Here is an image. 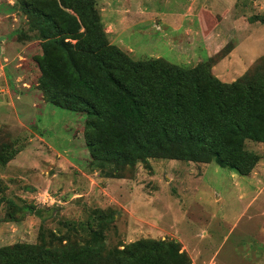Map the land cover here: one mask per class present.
Here are the masks:
<instances>
[{
    "label": "rangeland",
    "instance_id": "obj_1",
    "mask_svg": "<svg viewBox=\"0 0 264 264\" xmlns=\"http://www.w3.org/2000/svg\"><path fill=\"white\" fill-rule=\"evenodd\" d=\"M95 3L109 42L135 61L211 65L238 44L213 64L216 77L264 67V0ZM38 36L18 0H0V152L17 154L0 165V248L53 233L85 244L100 229L108 250L153 239L178 243L189 264H264V142H246L259 156L248 176L215 159L98 166L86 116L50 104L39 87Z\"/></svg>",
    "mask_w": 264,
    "mask_h": 264
},
{
    "label": "trees",
    "instance_id": "obj_2",
    "mask_svg": "<svg viewBox=\"0 0 264 264\" xmlns=\"http://www.w3.org/2000/svg\"><path fill=\"white\" fill-rule=\"evenodd\" d=\"M18 4L41 42L39 87L50 104L86 116V146L98 166L215 159L242 175L254 170L259 156L246 142H264V67L225 83L212 68L226 55L196 67L135 61L109 42L95 0ZM16 155L4 149L0 165ZM27 209L42 218L41 209ZM89 235L85 244L53 233L39 244L3 247L0 264H189L173 241L142 239L108 250L104 232Z\"/></svg>",
    "mask_w": 264,
    "mask_h": 264
},
{
    "label": "crops",
    "instance_id": "obj_3",
    "mask_svg": "<svg viewBox=\"0 0 264 264\" xmlns=\"http://www.w3.org/2000/svg\"><path fill=\"white\" fill-rule=\"evenodd\" d=\"M238 44L236 45V47L223 59V60H230L231 59V57L233 56V52H235L236 50H237V48H238ZM222 60V61H223ZM214 68L215 67H213L212 68V72H213V74H214ZM215 75V74H214ZM225 78V76L224 75H222V78H218V79H224ZM222 81V80H221ZM222 82H225V81H222ZM225 83H231V82H225Z\"/></svg>",
    "mask_w": 264,
    "mask_h": 264
}]
</instances>
